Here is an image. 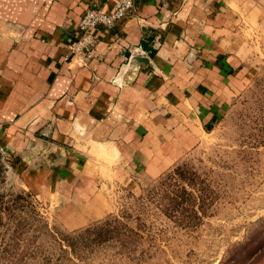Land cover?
<instances>
[{"label": "crops", "instance_id": "1", "mask_svg": "<svg viewBox=\"0 0 264 264\" xmlns=\"http://www.w3.org/2000/svg\"><path fill=\"white\" fill-rule=\"evenodd\" d=\"M113 3L0 0V140L25 187L89 219L113 209L102 186L155 179L195 149L264 59V0H134L87 60L69 58L86 8Z\"/></svg>", "mask_w": 264, "mask_h": 264}, {"label": "rangeland", "instance_id": "2", "mask_svg": "<svg viewBox=\"0 0 264 264\" xmlns=\"http://www.w3.org/2000/svg\"><path fill=\"white\" fill-rule=\"evenodd\" d=\"M255 70L174 166L99 187L113 209L97 219L25 187L1 139L0 264H264V59Z\"/></svg>", "mask_w": 264, "mask_h": 264}, {"label": "built area", "instance_id": "3", "mask_svg": "<svg viewBox=\"0 0 264 264\" xmlns=\"http://www.w3.org/2000/svg\"><path fill=\"white\" fill-rule=\"evenodd\" d=\"M111 11L103 8H86L84 15L78 23L80 36L78 40L68 46V57L76 61L84 62L91 55L96 45L95 30L98 28L111 29L119 21L131 14L134 9V0H113ZM144 53L140 48L135 50Z\"/></svg>", "mask_w": 264, "mask_h": 264}, {"label": "water", "instance_id": "4", "mask_svg": "<svg viewBox=\"0 0 264 264\" xmlns=\"http://www.w3.org/2000/svg\"><path fill=\"white\" fill-rule=\"evenodd\" d=\"M130 62H137V63H149V59L147 57L143 56H131Z\"/></svg>", "mask_w": 264, "mask_h": 264}]
</instances>
